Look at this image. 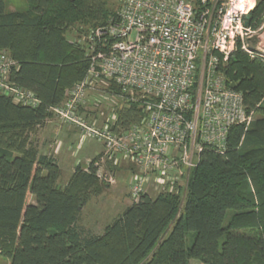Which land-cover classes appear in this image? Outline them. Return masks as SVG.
I'll use <instances>...</instances> for the list:
<instances>
[{"label": "trees", "instance_id": "trees-1", "mask_svg": "<svg viewBox=\"0 0 264 264\" xmlns=\"http://www.w3.org/2000/svg\"><path fill=\"white\" fill-rule=\"evenodd\" d=\"M118 8L108 0H26L9 10L0 0V52L15 61L9 79L38 99L13 103L0 91V256L8 264H264V61L239 43L219 72L241 92L251 120L229 128L222 151L205 144L172 190L141 194L100 233L78 224L89 192L108 184L93 163H77L62 184L55 157L30 133L85 77L86 36ZM263 14L264 0H256L245 25L258 27ZM72 28L84 40H70ZM106 88L119 91L113 80ZM113 114L116 131L145 113L124 100Z\"/></svg>", "mask_w": 264, "mask_h": 264}, {"label": "built area", "instance_id": "built-area-1", "mask_svg": "<svg viewBox=\"0 0 264 264\" xmlns=\"http://www.w3.org/2000/svg\"><path fill=\"white\" fill-rule=\"evenodd\" d=\"M197 1L117 0L116 15L86 36L90 65L85 77L65 92L62 102L49 107L59 123L75 130L78 146L85 139L100 143V151L87 162L100 181L113 185L117 169L130 165L132 202L148 189L159 193L182 183L205 144L222 151L229 128L252 117L219 66L238 43L248 51L244 38L251 31L244 16L254 4ZM14 64L0 52V91L13 103L37 105L32 91L10 81ZM110 80L119 87L117 93L106 88ZM96 85L111 102L116 100L114 107L130 100L145 114L115 131L111 107V120L99 123L82 110Z\"/></svg>", "mask_w": 264, "mask_h": 264}, {"label": "rangeland", "instance_id": "rangeland-1", "mask_svg": "<svg viewBox=\"0 0 264 264\" xmlns=\"http://www.w3.org/2000/svg\"><path fill=\"white\" fill-rule=\"evenodd\" d=\"M109 5L112 8H117L116 0H108ZM256 0L249 1L251 4H255ZM7 9H24L26 8V0H6ZM250 29L251 33L244 38L246 51L251 57H260L264 61V14L262 21L258 27L246 26ZM93 29V28H91ZM90 29V31H91ZM83 35H78L75 28H72L68 38L73 40L80 38L82 40ZM109 95L105 92L101 86L96 85L95 89H89L85 100L87 101L86 108L84 109L89 117H96L100 122L111 120L113 115L111 114V107L113 109L114 102L116 100H109ZM90 101V103H89ZM253 117V115H252ZM58 119L53 118L48 123H43L38 126L34 132L30 133V139L35 144L38 150L42 153L53 155L60 167V182L64 184L72 170L77 163L86 165L88 162L86 156L92 154V151L101 147L100 143L85 139L81 145L78 146L77 142H80L76 135V132H70L69 127L64 126L58 122ZM55 124L56 128L63 126L65 130H61L63 137H60L58 141L57 153L54 149L57 145V138L55 136ZM60 127V128H61ZM60 132V133H61ZM74 141L76 143H74ZM123 168H119L116 171V182L113 185L102 186L99 191L89 192V197L79 213L78 224L83 228L88 229L93 233H100L103 230L105 224L109 223L118 213H120L128 204L132 203V199L129 198L128 193L130 191V171L131 167L128 164L123 163ZM151 194L153 191L148 189ZM9 260L0 256V264H8ZM191 264H201L197 261H192Z\"/></svg>", "mask_w": 264, "mask_h": 264}, {"label": "crops", "instance_id": "crops-1", "mask_svg": "<svg viewBox=\"0 0 264 264\" xmlns=\"http://www.w3.org/2000/svg\"><path fill=\"white\" fill-rule=\"evenodd\" d=\"M53 119V118H52ZM48 122H50V121H45L44 123H48ZM60 127H61V125H60ZM60 127H57L56 128V124H55V127H54V129H55V136H58V138H57V140H56V142L59 140V138L60 137H63L64 138V135H62L61 136V134H62V132H61V130L63 131V129L65 130V128L62 126L61 128ZM61 129V130H60ZM69 131L70 132H74L75 130L74 129H69ZM61 132V133H60ZM59 142H61V141H58L57 142V145H56V148L54 149V152L55 153H57V150H58V145L60 144ZM74 143H76L75 141H74ZM80 146V145H79ZM100 151V148H98L97 150L95 149L94 151H92V154H90V155H88V156H86V158L88 157L89 158V156L92 158V157H94L95 155H96V153L97 152H99ZM87 158V159H88Z\"/></svg>", "mask_w": 264, "mask_h": 264}, {"label": "water", "instance_id": "water-1", "mask_svg": "<svg viewBox=\"0 0 264 264\" xmlns=\"http://www.w3.org/2000/svg\"><path fill=\"white\" fill-rule=\"evenodd\" d=\"M230 87L234 88L235 84L234 83H230Z\"/></svg>", "mask_w": 264, "mask_h": 264}, {"label": "bare ground", "instance_id": "bare-ground-1", "mask_svg": "<svg viewBox=\"0 0 264 264\" xmlns=\"http://www.w3.org/2000/svg\"><path fill=\"white\" fill-rule=\"evenodd\" d=\"M249 1H251V0H249ZM248 5H250L251 6V3L249 2V4Z\"/></svg>", "mask_w": 264, "mask_h": 264}]
</instances>
